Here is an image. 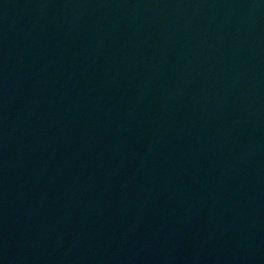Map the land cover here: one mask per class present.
Here are the masks:
<instances>
[{"label":"water","instance_id":"water-1","mask_svg":"<svg viewBox=\"0 0 264 264\" xmlns=\"http://www.w3.org/2000/svg\"><path fill=\"white\" fill-rule=\"evenodd\" d=\"M261 15H264V0H232Z\"/></svg>","mask_w":264,"mask_h":264}]
</instances>
